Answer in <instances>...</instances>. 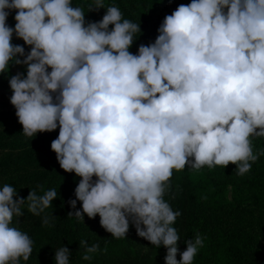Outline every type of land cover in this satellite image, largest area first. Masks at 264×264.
Returning a JSON list of instances; mask_svg holds the SVG:
<instances>
[{
    "label": "clouds",
    "instance_id": "9594fccd",
    "mask_svg": "<svg viewBox=\"0 0 264 264\" xmlns=\"http://www.w3.org/2000/svg\"><path fill=\"white\" fill-rule=\"evenodd\" d=\"M102 8L100 21L86 22L73 0H0V75L26 69L9 78L10 104L25 137L59 129L51 150L79 178L68 216H99L115 239L134 226L166 249L165 264H193L204 238L180 251L173 225L181 213L165 195L174 172L232 164L243 176L264 155L253 150V139L264 138V0L181 3L136 54L140 23L105 0H91L88 12ZM57 196L32 189L24 199L0 185V264L32 254V239L13 226L22 207L40 216ZM80 248L90 260L99 244L81 240ZM70 255L57 248L55 264H70Z\"/></svg>",
    "mask_w": 264,
    "mask_h": 264
},
{
    "label": "trees",
    "instance_id": "16d2710c",
    "mask_svg": "<svg viewBox=\"0 0 264 264\" xmlns=\"http://www.w3.org/2000/svg\"><path fill=\"white\" fill-rule=\"evenodd\" d=\"M190 2L105 0V7L115 5L124 18L140 23L141 34H137L130 49L136 54L141 44L155 41L166 15L179 4ZM73 6L84 8L86 22L100 21L106 12L103 8L88 12L91 0H73ZM14 16L13 11L7 20L9 26L14 27ZM12 43L23 46L24 42L13 36ZM25 51H29L27 46ZM12 75L10 71L0 75V185H12L24 199L32 189L38 195L49 189L58 193L52 207L40 216L28 212L25 204L23 215L14 218L13 226L26 232L33 241L29 260H21V264H55V252L61 246L69 249L70 264H165L163 246L157 248L144 240L148 252H137L132 245L134 226L130 225L126 238L115 239L101 227L99 216L95 219L85 216L83 222L68 216L74 211L68 202L75 199L79 178L74 173H65L51 150L59 129L37 133L33 140L22 134V125L10 104L12 92L8 81ZM253 150L264 151V138L253 139ZM235 171L236 166L230 164L211 170L204 167L199 172L186 168L173 174L165 200L181 213L173 225L181 238L178 247L184 251L185 240L194 239L197 234L204 238L193 264H264V155L252 164L249 173L239 176ZM76 209H81L79 201ZM45 216L47 224L43 223ZM81 240H86L89 246L99 244L90 260L82 259Z\"/></svg>",
    "mask_w": 264,
    "mask_h": 264
},
{
    "label": "rangeland",
    "instance_id": "374dc122",
    "mask_svg": "<svg viewBox=\"0 0 264 264\" xmlns=\"http://www.w3.org/2000/svg\"><path fill=\"white\" fill-rule=\"evenodd\" d=\"M13 75H15L17 72H22L26 75V69L23 66H15L12 65L10 66V70H9ZM34 139V137L32 138V140ZM31 140V141H32ZM134 241L132 243L133 247L137 250V252H141L142 254L147 253L148 252V247L146 242L144 241V239L140 238L136 232L134 233Z\"/></svg>",
    "mask_w": 264,
    "mask_h": 264
}]
</instances>
